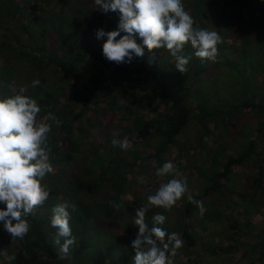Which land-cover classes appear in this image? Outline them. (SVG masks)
<instances>
[{"label":"trees","instance_id":"obj_1","mask_svg":"<svg viewBox=\"0 0 264 264\" xmlns=\"http://www.w3.org/2000/svg\"><path fill=\"white\" fill-rule=\"evenodd\" d=\"M26 1L0 0V10L4 8L6 14L1 16L4 21L0 22V98L17 93L21 86H29L25 94L35 98L41 106L40 118L42 119L50 111L62 121L60 127L57 128L54 124L52 126L50 134L52 151L49 154L52 167L61 168L49 173L42 181L49 189V198L42 206L37 207L34 214L27 217L31 228L24 239H12L0 223V264H83L91 257L81 249L84 239L83 230L90 239L96 241L89 242L94 250H97V246L104 248L102 260L104 264H117L116 256L125 262L123 257L128 255L131 261L134 254L131 245H127L126 249L122 244L114 249L111 247L118 236V234L113 235L112 228L117 225L113 218L133 222L136 209L134 211L124 208L123 212L126 213L124 215L117 213L119 209L111 207L109 203L119 201L118 193L123 185L122 181L125 180V172L132 167L131 157L128 154L130 151H123L118 146L113 147L111 144L113 135H106V130H102L107 145L98 152L88 141L96 135L84 130L81 124H87L92 119L90 116L92 107L99 103L102 106L96 107L95 112L103 110L108 114L116 113L118 117L128 118V127L123 130L130 133L127 137L129 148L135 149L130 153L136 155L139 146H143L142 150L147 146L150 150L144 158L152 159L157 167H162V157L167 150L170 151L171 146H179L178 138H184L185 129L193 121L198 124L200 130H209L206 122H210L214 116H218V119L223 118V115L230 114L231 111L239 113L243 108L254 113L258 119L254 130H264V91L256 89L264 83V15L259 22H255L257 31L254 27V37H251L250 32L245 34V30L240 29L242 25L240 10L242 7L250 6L251 3L255 4L253 0H183L184 6L189 5L191 9L199 6L206 10L208 18L204 19L208 23L196 20V25L217 31L220 35L223 32L225 36L218 45V55L215 60H207L208 65L203 67L195 63L190 67L189 64L186 66L187 72L192 69V77L186 81L184 73L175 69V58L166 49H156L152 52L145 49L144 57L134 56L131 63L118 65L108 61L102 52L104 39H97L95 30H83L80 23L78 24L74 19L67 22L60 15L59 10L56 11L55 8L50 10L53 0H31L32 3L37 1L34 5L31 4L32 12L36 13L22 11L21 21L15 22L12 20L13 15L6 13L7 2L23 8ZM83 2L87 4H81L84 12L75 14V17L97 19L98 22L110 26L112 30L118 26V11L105 12L101 6L94 3V0ZM214 9L220 10L227 18L230 29L227 34L219 30L221 19L217 22L210 14ZM234 10L239 11L237 17L240 18V24L231 26L230 15ZM262 12L264 13L263 7ZM45 21H48V26L45 25ZM238 28L241 35H236ZM137 42H140L139 38ZM189 45L184 47L182 55L186 56L190 53L194 55L195 49ZM223 48H228L234 53H227L225 56L228 59L238 57L239 54L241 59L237 62L227 59L221 61ZM248 55H252L256 62L253 60L244 62L242 59L247 60ZM153 56H155L154 60L151 59ZM15 58L25 62L28 78L32 77L41 82L38 87H30L31 84L23 85L17 78L13 66ZM225 61V64L237 71L238 77L246 69L245 64H249L252 67L250 71L261 74L263 78L257 83L255 80L242 83L236 81L235 86L223 83V87L217 84L205 88L199 87L204 84L201 77L212 75L219 65L226 67ZM208 66L214 69L207 70ZM220 89H222L219 92L221 95L226 96L230 93L229 95L232 96V92H236L237 98L224 107L223 103H218L214 97L213 91ZM235 123L234 119L232 125H236ZM122 138L119 136L120 140ZM86 142H89L88 145L84 144ZM252 149L254 142L250 141L247 151L250 152ZM92 154L100 160V163L97 168L93 167L90 170L93 166ZM246 155L247 152H243L237 157L229 156L226 160H218L213 156L211 162L219 161V165L217 169H213L211 165L206 167L207 161L204 162V168L208 169L207 175L195 166L196 175L204 181L203 188L196 193L187 191L179 201V205L171 209L170 227L166 224L158 225L168 233H178L183 241V246L178 250L173 264H264V223L256 224L250 221L249 214L254 208L246 213L242 212V209L234 210L235 216L242 213L243 217L230 220L229 217L233 212L227 206L232 198H229V201L223 200L225 190L218 181L220 178L226 179L234 170V166H241L249 195L246 197L247 192H245L240 196L245 203L253 205L263 201L260 214L264 216V161L254 162L255 167L251 161L243 165L241 160ZM170 157L176 160V170L179 166L183 169L182 161L186 157L183 158L181 152L177 153L176 157L175 155ZM133 159L135 163L137 158L133 157ZM88 160L89 165H85ZM80 169L88 180L87 184H84V178L78 173ZM183 175L185 176L186 172ZM171 177L179 179L182 176L172 174ZM98 185L105 187L110 194L106 193L108 196L92 198L90 202H85L84 197L96 194ZM135 196L139 199L140 192ZM188 196L202 202L203 215H200L196 205L189 202ZM65 200L75 204V211L69 209V212L76 243L67 253H64L61 246L55 242L57 230L50 224L54 206ZM215 201H218L220 207L224 206V213L228 216L224 226L226 229H232L235 233L234 238L226 236L222 240H213L215 224L218 229L223 225L221 216L216 215L220 213L218 212L220 207L217 208ZM0 207L4 205L0 204ZM163 212L155 210L152 213L155 215ZM149 213L152 214L148 211L146 215L148 216ZM207 223L211 225L208 226ZM131 231L125 229L123 231L130 236V243L138 230L136 228L134 232ZM97 233H100L99 238ZM221 242L226 244L225 249L220 246ZM62 243L63 238H61ZM83 247L86 248L84 245Z\"/></svg>","mask_w":264,"mask_h":264},{"label":"clouds","instance_id":"obj_2","mask_svg":"<svg viewBox=\"0 0 264 264\" xmlns=\"http://www.w3.org/2000/svg\"><path fill=\"white\" fill-rule=\"evenodd\" d=\"M94 3L105 12H119L115 29L98 28L95 33L97 39L106 37L102 52L110 62L131 63L134 56L143 58L145 49L149 52L166 49L175 58V69L187 73L186 66L191 57L181 54L187 44L195 49L194 55L202 61L215 60L218 55L221 35L196 25L194 17L185 10L183 0H94ZM39 85L40 81L34 79L30 87ZM28 87L21 86L17 93L0 98V204L4 205L0 207V223L12 239L20 240L31 228L27 217L49 198V189L42 181L53 171L49 161L50 134L53 124L57 128L62 124L50 111L40 118L41 106L35 98L25 94ZM118 136L119 133L113 134L112 146L127 151L130 147L127 137L122 141ZM176 172L173 163L165 162L156 168L155 175L163 179ZM186 192V179H169L160 183L154 194L147 195V203L136 209L134 224L138 226V232L131 241L135 253L132 264H173L183 246L179 234L168 233L158 226L165 223V215L155 214L151 227L145 217L153 207L170 211ZM188 200L203 215L202 202L192 196H188ZM109 203L115 209L122 207L115 201ZM69 209L75 211V204L68 200L55 205L50 220L51 227L57 230L55 242L64 253L76 243Z\"/></svg>","mask_w":264,"mask_h":264},{"label":"rangeland","instance_id":"obj_3","mask_svg":"<svg viewBox=\"0 0 264 264\" xmlns=\"http://www.w3.org/2000/svg\"><path fill=\"white\" fill-rule=\"evenodd\" d=\"M83 1H85V0H53L51 3L52 5L50 6V8H51L50 10H52V8L53 9L55 8L56 11L59 10L60 15L67 22H70L73 19L76 20L78 24L80 23L81 28H83V30H85V31L95 30V33H96V29H98V28H103L105 31L112 30V28L110 26H107L106 24H104L102 22H98L97 19H91L90 20L87 17H85V19H82V18L80 19V18L75 17V14L84 12L82 5H87V4L84 3ZM194 1H196V0H194ZM253 1L255 4L251 3L250 6L248 5L247 7H242L240 10L242 13L241 14L242 25H241L240 29L242 28L243 30H245V34H248L250 32L251 37L252 36L254 37L253 28L254 27L256 28L255 22H259L260 19L262 18L261 16L264 15V13L262 12V7L264 9V1L263 0H253ZM35 2H37V1H34L32 3L31 0H27L25 2L26 4H23V8H21L19 5L15 6V4L7 2V4L9 6L7 5V7H5V10H6V13L13 15L14 19H12V20H15V22H18V21H21L20 19L23 17V16H21L22 11L23 12L27 11L30 14L36 13V12H32V10H33L32 6L35 4ZM18 4H21V3H18ZM31 4H33V5L31 6ZM188 6L189 5H185L184 8L186 11H188L194 17L195 21L197 20L198 22H200L201 20H203L206 24L208 23V21L206 19H204V18H208V14H206L205 9L199 8V6H195V8L193 7L191 9ZM36 7H38V6H36ZM38 8H40V7H38ZM210 14L215 17L217 22L221 19L222 24L219 25V30H221V32L224 31L225 34H227L228 31H230V29H228L227 18L223 16V13L218 9L217 10L214 9V11ZM237 14H239V11L234 10L232 12V15H230V19H231L230 25L231 26L240 24V18L237 17ZM2 15L6 16L4 8H2V10H0V22L4 21L1 18ZM196 17H197V19H196ZM45 25L48 26V21H45ZM240 29L239 28L237 29L236 35H238V34L241 35ZM256 31H257V28H256ZM221 37L222 38L225 37L223 32L221 33ZM103 39L105 40L106 37L102 38V40ZM253 43H254V40H253L252 44ZM229 52L234 54L232 52V50H230L228 48H223V50H221V53H222V55L220 54L221 58H222L221 61H224L225 59H227V60H230L233 62H237L238 59H241L240 54L238 57H232V58L228 59L225 55ZM12 54H14V56H16L15 53H12ZM252 55L246 56L247 60H244V59H242V60L244 62L249 61V60H253L254 62H256V60H254ZM186 56L191 57V59L189 61V67L191 64L193 65V63H195V65H198L199 67H203V66L208 65L207 60L202 61L200 58L196 57L195 55H193L191 53L187 54ZM14 62L15 63L13 66L16 69L14 74L17 76L18 79H20V81L22 82L23 85H25V84L30 85L31 81L34 80V78H32V77L28 78V69L24 67L25 62H23V60H21V59H16V58H15ZM8 63H10V61H8ZM225 63H226V61L224 62V64ZM225 65H226V67L223 65H219L214 70L212 75L207 74L206 76L201 77V81L204 84L199 86V87L205 88L206 86H208V85L211 86L213 84L221 85L223 87V83H225L226 85L230 84V86H235V84H237L236 81H238L239 83H242V82H248V81L255 80L257 83L260 80H262V78H263L261 74H256L255 71H250L252 69V67L249 66V64H245L246 69L241 72L239 77H238L237 71H235L233 68H230L229 65H227V64H225ZM207 68H208L207 70H211V71L214 69V68L211 69L210 66H208ZM191 72H192V69L190 68L187 73H184V79L185 80L187 79L186 81H189L190 77H192ZM40 84H41V82H40ZM252 84H253V82H252ZM261 86H258L256 89L258 91H264V83ZM221 90L222 89H220L219 91L214 90L213 92H215L214 97L217 100V102L218 103L220 102L221 104L223 103L224 107L227 106L229 102H233L237 98L236 92H232V94H233L232 96L229 95L230 93H228V95L224 96V95H221L219 93ZM92 106H93V104L91 105V107ZM98 106H102V104L99 103V104L92 107V113L90 114L92 119L89 120L87 124L82 123L81 126L84 130H89L91 134L96 135V137L89 138L88 141L91 142L94 149H96L98 152H100L102 150V148L107 145V143L103 139L105 136L104 137L102 136V130H106V135L112 136L114 133H119V136H122L123 138L129 137L130 133L125 132L123 130V128L128 127V123H129L128 118L118 117L119 115L116 113L108 114L107 112H105L103 110L95 112L94 109ZM236 112H238V111H231V112H229L230 114L227 113V114L223 115L224 116L223 118L220 117L219 119L217 118L218 116H214V118L211 119L210 122H206L207 128H208V126L210 128L209 130H200L198 124L195 121H193L191 123V125L185 129L184 138H178L179 143L177 145H179V146H175V145L171 146L170 147L171 149L169 148L170 151L167 150V152L163 155V157H162L163 164L165 162H171V163H173L175 168L177 165L176 160H175V158L171 159L170 156L175 155V157H176V154L181 152L182 157L183 158L186 157L182 161L183 162V164H182L183 169H180V166H179V169L173 175L176 176V174H180V176H182V177H180L179 179H181V180L186 179L187 180V191L191 190L192 192L196 193V192H199L201 190V188H203L204 181L201 178H198V176L196 175L195 166H198L200 168L199 169L200 172L202 171L203 174L207 175L208 169L204 168V162L207 161L206 167H209L211 165V167H213V169H217V167L219 165V161L211 162L213 156L217 157L218 160H220V159L226 160L229 156L237 157L240 154H242L243 152H247L248 155H246L241 160V162L243 161L242 162L243 165L245 162L249 163L251 161L255 167L254 162L264 161V140H263L264 139V130H254L255 122L258 119L254 116V113H252L248 110H245L243 108H242V111H240L239 113H236ZM97 116H99V118H96ZM221 119H223V121H221ZM234 119H235L236 125L233 126L232 124H233ZM95 130H98V132L96 133ZM119 136H118V138H119ZM123 138L121 139L122 141L124 140ZM154 140H156V138H154ZM250 141L254 142V149H252L250 152H248L247 146H248V143ZM89 142H86L84 144L88 145L87 143H89ZM150 146H152V145H150ZM84 149H87V148L84 147ZM138 149L139 150H137L136 155L134 153H130L131 151L133 152L135 149H132V148L128 149L130 151V152H128V154L131 157L130 160L132 162V167H131V169L126 170L125 175H124L125 180L122 181L123 185L120 187V192L118 193L119 201L117 203L121 204L122 208L119 209L118 210L119 212H117V213H123L124 215L126 214L125 212H123L124 208L125 209H134V211H135V209H137L139 206H143L147 203V199H146L147 195L154 194L155 191L157 190V188L160 186V183L166 182L167 180L174 178V177H171V175L166 176L163 179L157 177L155 175V171H156V168H158V167L155 166L152 159H145L144 158L145 154H147V152L150 150V148H148L146 146V148H144V150H142L143 146H139ZM192 153L194 155V158H193ZM75 156L76 155H74V157ZM91 156H92L93 166L90 167V170L93 169V167L97 168L98 164L100 163V160L97 157H95V155L93 156V154H92ZM133 157L137 158L135 160V163H134ZM190 160H192V162ZM88 163H89V160L85 165H89ZM192 163L194 164V166ZM161 165H162V163H161ZM252 165H250V166H252ZM234 167H235L234 170L232 171V173H230L228 175V177H226V179L220 178L218 180L222 184L221 186L224 187V190H225L224 191L225 196L223 197V200L229 201V198H232V199H230L229 205L227 206L233 212L232 215H230L229 219L230 220L240 219L243 217L242 213L236 214V216H235L234 210L242 209V212L246 213L250 209L254 208V210L249 214L250 221L252 223H256V224H263L264 223V216L260 214V210L262 208L261 203H263V201L262 202H260V201L256 202V203H254L256 205H253V204H250L248 202L245 203L242 200L240 195L248 191L246 188V185L244 184L245 176L242 174L241 166L237 165ZM59 168H61V167H56V168L53 167L52 172L56 171ZM185 172H186V175L184 176L183 174ZM245 172H246V170H245ZM78 173L82 175L81 178H84V180H85L84 184H87L88 180L85 177V175L81 169H80V171L78 170ZM94 173H95V171H94ZM120 173H122V170H120ZM141 177H143L142 180L140 179ZM95 184H97V183H95ZM98 187H99V185L96 187V189ZM215 190H216V192L219 191L217 188ZM91 192H92V190H90L89 193H91ZM139 192H140V197L138 199V197L135 195H138ZM106 193H107V189H105V187L102 188V186H101V187H99V189L97 190L95 195H93V196L88 195V196L84 197V199H85L84 201L90 202L92 198H99L100 196L105 197ZM107 194L109 195L110 193H107ZM108 195H106V196H108ZM245 195H246V197H248L249 193L247 192ZM179 201L177 202V204L175 206H173V208H175L179 205V203H180ZM215 202H216L217 208H218L219 203H218V201H215ZM237 204L239 206H237ZM223 207L224 206H221L220 208H218V212H220V213L216 214V215L221 216V220H222L221 223L223 224L221 228H223V229H221V228L218 229V226L215 223H213L216 226L213 229L214 233H215V235L213 236V240H217V239L222 240L226 236H231L233 238L235 237V233L232 231V229L231 228L226 229L224 226V224L227 222L228 216L226 213H224L225 209H223ZM155 210L164 211L163 215H165L168 219V220H166L167 222L164 223V225L166 224V226L170 227L169 226L170 223L172 224V217L169 216V214L171 213V210L166 211V210L161 209V208L153 207V208H150L148 211H150L152 213L153 211L155 212ZM153 216H154V213H152V214L149 213V215L148 216L146 215V217H145V221H146V223L149 224L150 227L152 226V217ZM86 221L88 222L90 220H86ZM113 221L117 224L115 226V228L114 227L112 228L113 235L118 234V236L114 239V243L111 244V247L114 249V248L119 247L122 244V247L126 249L127 245H131V243L129 241L130 236L126 235L125 232H123L124 229H125V231H128V232L131 230H132L131 232H134L133 230H136V228L138 230V226L134 224V220H133V222H131V221L125 222L122 219L113 218ZM207 224H208V226L211 225L210 223H207ZM83 234H84L83 245L86 246V248H84L83 245L81 244V249H84L87 256H89V254H90V256H91L90 258H92V259H90V258L86 259L83 262V264H102V263L104 264V262L102 261L103 260V254H104V248L97 246V250H94L93 247L89 245V242H93V241L96 242V241L90 239L88 237V235L84 232V230H83ZM97 234H98V238H99L100 233H97ZM123 241H124V243H123ZM225 245L226 244L224 242L223 243L221 242L220 246L222 247V249H225ZM134 254H133V256H134ZM123 259H125V262H124V260H122L121 258L116 256L115 261L117 264H132V259H131V261H129L130 257L128 255L124 256ZM104 261H105V259H104Z\"/></svg>","mask_w":264,"mask_h":264}]
</instances>
